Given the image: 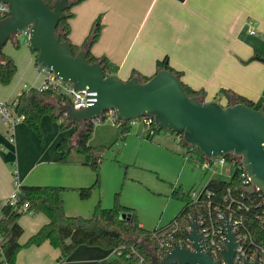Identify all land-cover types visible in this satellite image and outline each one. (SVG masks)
<instances>
[{
  "label": "crops",
  "instance_id": "1",
  "mask_svg": "<svg viewBox=\"0 0 264 264\" xmlns=\"http://www.w3.org/2000/svg\"><path fill=\"white\" fill-rule=\"evenodd\" d=\"M72 11V43L82 45L93 31L95 22L100 20L101 33L90 50L97 57H107L108 74L122 80L131 78L133 71L154 75L157 61L167 56L170 64L183 72V82L206 92L205 101L227 104L231 93L219 92L228 89L256 102V92L254 97L246 81L259 82L260 87L264 85V64L251 60L257 51L264 52V0H84ZM9 42L14 45L13 40L6 45ZM4 51L16 61V74L20 75L17 79L15 75L5 87L0 84V102L11 104L30 88L22 78L21 55L17 57L6 47ZM27 55L25 63L26 57L29 63L25 67L34 64L38 68L32 49ZM0 121L5 124L4 136L7 138L0 140V149L4 146L6 150L14 151L17 147L15 130L14 140L10 141L9 124ZM5 197L0 189V200ZM42 214L32 213V226L28 237L20 239L22 243L48 222L47 216ZM19 222L24 228L22 217ZM99 247L80 245L61 264H99L106 258ZM59 255L60 249L47 240L39 246L21 249L16 264L26 261L56 264Z\"/></svg>",
  "mask_w": 264,
  "mask_h": 264
},
{
  "label": "trees",
  "instance_id": "2",
  "mask_svg": "<svg viewBox=\"0 0 264 264\" xmlns=\"http://www.w3.org/2000/svg\"><path fill=\"white\" fill-rule=\"evenodd\" d=\"M50 7L54 6L56 0H44ZM84 0H69V7L65 9L66 17L61 19L57 31L60 33L61 40L68 41L74 48L75 53L79 50L88 48V59L90 62H100L108 74V58L97 57L94 55L90 46L99 38L101 33V22L97 20L93 31L86 38L82 45L72 43L70 38L71 24L70 19L74 13L73 7ZM10 40L16 47H20L25 42L14 35ZM6 45V44H5ZM5 45H0V83L8 85L13 80L18 66L14 58L4 51ZM30 46V44H29ZM31 47V46H30ZM32 49V48H31ZM33 50V49H32ZM35 59L37 52L33 50ZM251 60L264 61V52L257 51ZM35 65L38 67L37 59ZM167 69L176 74L184 90L190 96H197L205 99L204 90H196L188 86L182 80L183 72L175 69L169 62L168 57L157 61V72ZM138 76L141 80L147 81L152 76H146L138 71H133L132 76ZM220 94H230L236 102H243L252 107L260 108L262 104L244 95L238 94L228 89H221ZM70 102L69 97L55 91L47 89L39 91L37 88L24 90L17 99L11 103L17 115H24V121L38 134H42L41 122L45 115H49L53 121L58 123L59 129L68 130L57 144V149L61 153L62 162H71L72 153L77 152L83 156V163L98 169L101 161V151L103 146H95L90 143L92 132L95 128L92 120L84 123L70 122L67 114L60 110L65 103ZM102 122L107 120L106 115L101 116ZM132 120L123 122L119 128L125 137L132 127ZM160 132L159 128H156ZM175 135L183 139V135L171 130ZM77 133L74 137L73 135ZM74 138V140H73ZM185 145H187L185 143ZM195 153L204 157V153L195 146ZM238 172L230 179L222 176H214L208 179L204 189L214 193L210 200L224 204V207L231 204L232 209H237V215L242 216L244 225L252 235L253 239L259 244L264 245V193L255 191L253 193L241 194L243 188L238 183ZM99 178L89 187H80L79 192L82 198H87L91 190L98 185ZM66 186L62 185H31L21 184L19 200L16 205L6 202L1 209L0 217V264H16L17 255L21 249L31 246H39L45 241H50L52 246L60 249V255L56 264H61L66 258L80 245L100 246L104 249L114 250L116 258L114 260L103 259L99 264H152V256L157 255L159 246L157 235L167 232L169 229L176 228L172 234V241L179 244H187L189 240V226L194 213H198L200 204L207 199L206 192L200 202L191 196L192 188L189 192H184L182 188H174L172 195L178 196L185 201V206L180 210L175 219L165 227L155 229L145 228L139 220L135 209L123 205L117 198L112 207H103L100 203L94 207L91 216L68 215L65 210V200L63 192ZM231 190L232 198L226 196ZM244 202L249 209H238V203ZM28 203V208L21 211L20 208ZM25 213H43L47 216L48 222L32 234L24 243L20 241L24 228L19 219ZM126 213L124 217L123 214ZM159 255V254H158Z\"/></svg>",
  "mask_w": 264,
  "mask_h": 264
},
{
  "label": "water",
  "instance_id": "3",
  "mask_svg": "<svg viewBox=\"0 0 264 264\" xmlns=\"http://www.w3.org/2000/svg\"><path fill=\"white\" fill-rule=\"evenodd\" d=\"M8 4L9 14L0 20V45L30 26L29 44L37 52V63L50 68L63 82L71 83L78 91L96 93V100L76 108L67 102L60 110L70 122L84 123L99 118L107 111H115L126 122L143 116H153L159 130L169 129L183 135V141L198 147L206 157L221 155L241 157L251 177L249 193H264V105L252 107L230 97L227 104L217 100L205 101L190 96L179 77L167 69L156 72L149 80L133 76L122 80L107 74L100 62H90L88 50L75 53L68 41L61 40L57 31L66 17L69 0H56L53 7L44 0H0ZM264 62V61H263ZM189 238L193 248L174 243L162 258L152 256V264H222L202 246L196 215L191 219ZM226 264L234 260L236 234L226 221ZM243 264H262L258 259H246Z\"/></svg>",
  "mask_w": 264,
  "mask_h": 264
},
{
  "label": "rangeland",
  "instance_id": "4",
  "mask_svg": "<svg viewBox=\"0 0 264 264\" xmlns=\"http://www.w3.org/2000/svg\"><path fill=\"white\" fill-rule=\"evenodd\" d=\"M5 47L17 57L21 55L22 78L28 87L39 88L45 76L34 64L25 67L29 63L28 57L25 63V56L31 51L29 44L15 47L9 42ZM15 75L16 79L20 76L19 73ZM246 82L254 97L256 92V104L264 105V85L260 87L259 82ZM41 127L40 135L25 121L16 123V149L10 151L4 146L0 149V189L6 195L0 200V209L9 200V195L17 190L15 181L18 178L21 184L65 185L63 196L68 215L91 216L97 204L112 207L118 198L123 205L134 208L143 226L152 230L170 224L185 206L182 198L172 195L174 188L180 187L187 193L211 177V173L200 169L194 160L186 159L189 157L187 146L165 130L150 135L147 127L141 124L131 127L123 137L119 126L107 119L95 126L90 140L92 145L103 146L99 167L95 169L83 163V156L77 152L72 153L71 162H62L56 143L68 130H60L49 115L43 117ZM5 134V124L0 121V140ZM222 176L229 178L228 174ZM97 177L98 185L92 188L89 197L82 198L79 188L93 185ZM33 218L32 213L22 215L23 240L28 237ZM99 248L105 253V259L116 258L115 252Z\"/></svg>",
  "mask_w": 264,
  "mask_h": 264
},
{
  "label": "built area",
  "instance_id": "5",
  "mask_svg": "<svg viewBox=\"0 0 264 264\" xmlns=\"http://www.w3.org/2000/svg\"><path fill=\"white\" fill-rule=\"evenodd\" d=\"M9 14V6L5 3H0V20L8 16ZM255 30L252 29V33ZM20 39H22L26 44H29L30 37V26L20 31L17 34ZM39 71L45 76V80L43 84L37 88L39 91H44L47 89H54L55 91L62 93L69 97L70 103H72L76 108L85 107L87 105L92 104L96 98L95 92H88L86 90L78 91L74 88L71 83L63 82L58 79L54 73V71L50 68L38 66ZM107 119H112L113 124L120 126L124 121L118 119L115 111L110 110L104 113ZM103 115V114H102ZM0 119L9 124V140H14V125L20 121H24V115H17L14 112L13 105L10 103L0 102ZM95 125H100L102 122L101 117L92 120ZM133 125L143 124L147 127L151 134H156V125L155 119L153 116H143L138 117L136 119H132ZM167 133L173 134L171 130L164 129ZM175 135V134H174ZM180 138L179 135H176ZM181 142L184 143L183 139ZM185 144V143H184ZM188 156L187 160H194L195 164L200 167L203 171H208L211 173V177L214 176H222L224 174H228L230 179L234 176L235 173L238 172V183L243 188L244 191L241 196H244V193H249L247 188L252 185L251 177L248 175L241 157H232L230 155H221L214 158H208L204 155V157L198 156L195 153V146L191 144H187ZM222 174V175H221ZM210 177V178H211ZM224 177V176H222ZM226 178V177H224ZM207 183V182H206ZM205 184L197 187L191 192V196L196 200V202H200L202 196L206 192L207 199L206 201L200 204V209L198 213H194L197 218V223L199 226V231L202 233V246L205 251L210 252L215 259L221 261L222 264H226L227 260L223 255V251L226 249V242L228 237L226 235V221L229 220L232 230L236 234V241L239 242L236 247V252L234 256V260L238 264H243L246 259L251 261L258 259L260 263L264 264V245H261L253 239L250 232L244 225V220L242 216H238L237 209H232V205L229 204L227 207H224L218 201L212 202L210 197L214 194L211 191H206L204 189ZM15 185L17 190H15L9 200L7 202L16 205L19 200V191L21 182L16 178ZM259 191V190H257ZM262 192V191H261ZM228 196L232 198L231 190L229 189V193L226 196V200H228ZM28 208V203H25L21 211H24ZM238 209H249V206L244 202L238 203ZM193 215V216H194ZM2 214L0 215V217ZM193 218V217H192ZM192 227L189 226L188 230L191 231ZM176 231V228L169 229L167 232L161 233V235H157V240L159 243L158 246V254L157 257L162 259L172 248L174 243L172 241V234ZM1 240V238H0ZM179 244V243H178ZM182 245V244H180ZM189 248H193L192 240L189 238L188 243L184 244Z\"/></svg>",
  "mask_w": 264,
  "mask_h": 264
}]
</instances>
